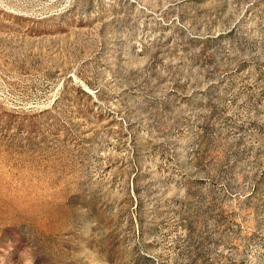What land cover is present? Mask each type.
Instances as JSON below:
<instances>
[{"label": "rangeland", "instance_id": "obj_1", "mask_svg": "<svg viewBox=\"0 0 264 264\" xmlns=\"http://www.w3.org/2000/svg\"><path fill=\"white\" fill-rule=\"evenodd\" d=\"M0 264H264V0H0Z\"/></svg>", "mask_w": 264, "mask_h": 264}]
</instances>
